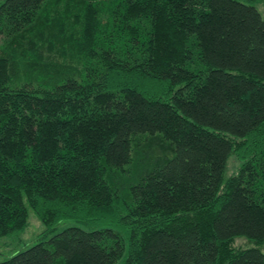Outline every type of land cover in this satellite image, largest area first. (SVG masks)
I'll return each mask as SVG.
<instances>
[{
  "label": "trees",
  "instance_id": "obj_1",
  "mask_svg": "<svg viewBox=\"0 0 264 264\" xmlns=\"http://www.w3.org/2000/svg\"><path fill=\"white\" fill-rule=\"evenodd\" d=\"M260 5L4 0L0 264H264Z\"/></svg>",
  "mask_w": 264,
  "mask_h": 264
},
{
  "label": "rangeland",
  "instance_id": "obj_2",
  "mask_svg": "<svg viewBox=\"0 0 264 264\" xmlns=\"http://www.w3.org/2000/svg\"><path fill=\"white\" fill-rule=\"evenodd\" d=\"M4 0H0V4ZM259 10L264 17V5L259 6ZM239 166V162L236 159H231V161L228 163L225 177H230L234 173H236ZM77 226L75 223L67 222L64 224H61L58 228L56 233L61 232L62 230ZM45 231V227L43 223L37 218V216L31 212L29 216V227L24 232V234L18 235V236H9L5 238L0 239V261H3L5 259H9L18 253L22 251H26L27 249L31 248L32 246L36 245L39 240L42 233ZM234 246L236 248H247L250 246H253L245 239H237ZM126 254L121 258L119 262L116 264H124L125 262Z\"/></svg>",
  "mask_w": 264,
  "mask_h": 264
}]
</instances>
